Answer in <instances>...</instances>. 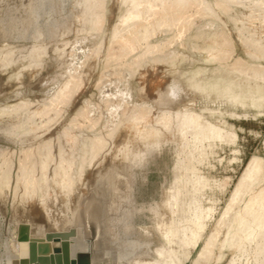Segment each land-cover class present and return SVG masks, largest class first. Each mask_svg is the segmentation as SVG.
Returning <instances> with one entry per match:
<instances>
[{"label":"bare ground","instance_id":"6f19581e","mask_svg":"<svg viewBox=\"0 0 264 264\" xmlns=\"http://www.w3.org/2000/svg\"><path fill=\"white\" fill-rule=\"evenodd\" d=\"M128 2L129 9L114 33L110 49V55L114 51L112 56L115 55L119 59L129 57V54L142 46H145L144 55L157 54L162 50L164 52L175 39L182 38L189 31L198 16H216V7L228 12L231 10V4H236L245 10V18L241 25L243 33L247 36L243 40V45L249 49L253 59H264V0H128ZM36 3H29L27 7L41 16L43 25L41 23L39 25L45 31L46 22L48 20L51 22L50 15L53 16L50 3L44 0L39 4V9L35 10ZM63 5L64 14H72L77 21L91 17L96 26H101L106 19L105 16L97 13V9L104 8L103 0H63ZM23 6L24 3L21 0H0V11L3 7L23 8ZM54 10H56L55 7ZM22 13L20 9L18 14ZM1 18L4 19L5 16ZM18 26L17 30H20L21 25ZM165 31L174 32V36L165 43L155 45L149 43L152 36ZM208 45L212 47L210 53L213 57H221L223 53L217 48V40H209ZM35 52L37 53V50ZM99 54L100 50H97L91 55L90 60L95 62ZM90 60L88 62H91ZM84 71L82 73H85ZM249 75L264 79V72L249 73ZM160 77L149 69L140 73V97L143 101L152 102L154 106H126L112 133L93 138L91 143L86 141L89 144L84 143L81 136L76 133L84 124L80 125L77 119H73L72 123L59 135L56 146L50 143L43 147L28 148L23 152L22 158L19 153L17 155V152L12 154V160L9 159L5 174L0 175L2 177L0 182L4 186L9 185L11 189L20 186L22 190L19 197L22 198L21 202L25 209L21 215L19 214L20 217L15 214L16 209L12 210L11 215L17 219L19 241H25L30 249V241L36 240L40 253H54L53 247L61 245V242L49 239L48 235H65L75 230L79 234L68 238L72 257L80 252H90L91 264H112L107 256L108 252L116 253L120 264H185L194 254L192 264H210L209 261L212 264L220 261L222 264H238L242 260L243 264H264V160L260 157L250 160L227 205L225 204L226 207L221 209L222 212L219 216L217 215L218 218L216 217L214 223L212 222L214 229L209 234L206 232L207 222L209 218H212L211 213L215 211V208L206 206L207 209L201 205L202 201L199 198L201 195H197L199 187L202 185L204 186L201 188L209 187V183L205 186L206 183L203 180L208 178L204 179V176L197 172V168H194L195 165H192V154L183 159L184 161H177L178 167L177 169L175 167L174 179L161 192V203H154L153 200V203L151 204V201L148 205L138 203L134 193L136 176L139 173L137 169L145 168L149 158L150 160L153 158L155 146L160 143L162 146V143L167 141L177 142L183 146L193 141L199 149L200 145L202 147V144L208 141L211 143V150L215 149V147L212 148L211 141L223 134L222 129L213 125V122V124L210 123L214 119L211 118L212 115L208 121L204 115H201L202 113L196 114V110L195 113L190 110L191 105L195 103H193L192 93L182 100L176 99L173 88L168 87ZM87 83L88 76L73 74L61 89L56 91L53 97L51 96V99L38 102L39 104L34 106L24 104L9 109H6L8 107L6 106L5 109L0 110V121L10 120V132L22 127L28 129L30 125L39 128L45 124L46 127L52 120L59 117V107L67 105L66 103L73 97H78L76 94L81 92ZM35 130L29 131L28 135L32 138L36 137L38 132L32 134ZM17 133H19L18 130ZM235 137L236 134L233 138ZM218 139L222 141L220 137ZM187 149L190 148L187 147ZM37 150H40L39 159L29 164V160L35 156ZM201 152L205 155V151ZM15 160H17L16 163ZM12 167L17 168V172L12 169L10 173ZM66 203L69 204L71 217H67V212L63 211L65 217L58 219L56 223L57 210L59 207H65ZM16 205H18L17 202ZM210 206H213L212 201ZM233 210L236 214L231 217L230 213ZM146 221L150 224L149 226ZM225 227L228 230L224 232ZM22 229L24 231L20 237ZM231 230L234 235L229 239L227 236L232 235ZM219 238L221 241H218ZM230 240H234L233 246L230 245ZM226 243L231 246V249L224 256L222 252L227 247ZM18 249L22 255L26 254V247L23 245L19 244ZM12 254L8 264L19 259L14 253Z\"/></svg>","mask_w":264,"mask_h":264},{"label":"rangeland","instance_id":"374dc122","mask_svg":"<svg viewBox=\"0 0 264 264\" xmlns=\"http://www.w3.org/2000/svg\"><path fill=\"white\" fill-rule=\"evenodd\" d=\"M21 1L24 3L23 8L3 7V10L0 11V29L3 28L0 30V41L2 42H0V110L5 109L6 106H8L6 109L24 104L34 106L42 101L51 99L73 74L88 76V83L83 88L84 90H80L82 93L76 94L78 97H73L70 100L71 103L68 101L67 105L64 104L59 107V117L52 120L46 127L44 126L45 124H42L39 128L30 125L28 129L22 127L10 132V120L0 121V175L3 176L5 174L6 166L12 160V154L17 152V155L19 153L22 158L23 152L28 148L43 147L50 143L56 146L59 135L72 123L73 119H77V123L80 125L84 124L76 133L81 136V140L84 143L89 144L93 141V138L110 134L116 129L126 106H154L152 102L143 101L140 97L141 84L139 75L142 71L149 69L154 74L161 76L160 79L168 87L173 88L176 99L182 100L192 93L193 103H195L191 105L190 110L194 113L196 110V114L202 113L201 115H204V118H207L208 121H210V116L212 115L211 118L214 119L210 123L213 122V125L223 130L221 131L223 134L219 136L220 139L223 138L221 139L222 141L218 139L219 137L214 138L215 141L210 140L213 144L212 148L215 147V149H211L212 151L210 150V142H204L202 147L200 145L198 148L203 153L205 151L204 156L196 148L193 141L183 146L177 142L171 143L169 141L163 142L162 146L161 143L155 146L153 158L151 160L149 158L145 168L137 169L139 173L136 176L134 193L140 204L146 203L148 205L152 200L154 203H161V192L174 179V170L178 167L176 165L177 161H184L192 154V165H195L194 168H197V172L204 176V179L208 178L203 180L206 183L205 186L209 183V187H203L204 189L201 188L204 185L199 187L200 190L197 195H201L199 197L200 201H202L201 205L205 208H207L206 206L215 208V211L211 213L212 218H209L207 222L206 232L209 234L214 229L212 224L218 218L217 215L219 216L222 212L221 209L226 207L229 197L232 196L239 182L238 180L243 176L242 174H244L250 160L254 157H260L264 160V79L249 75V73L262 74L264 72L262 69L264 68V59H253L248 51L249 49L243 45V40L247 36L243 33L241 25L245 18V10L236 4H231V10L228 12L216 7V16H198L195 19L197 22L195 21L189 31L182 38L180 37L181 39H175L166 47L164 52L162 50L157 52V54L144 55L145 46H142L137 51L129 54V57L122 60L115 55L112 56L114 51L110 55V49L114 33L129 9L128 0H103L104 8L97 9V13L106 17L101 26H96L91 17H87L83 21H77L72 14H64L63 0H47L50 3L53 15H50L51 22L50 20L46 22V30L49 32L42 30L43 19H41V16L27 7V4L37 2L35 10H38L39 4L44 0ZM54 7L56 10H54ZM20 9H22L23 13L19 15L18 11ZM16 14L17 16H15ZM3 15L5 16L4 19L1 18ZM54 15L57 16L54 17ZM18 25H21L20 30H17L19 28ZM15 26L16 29H14ZM204 29L205 31H203ZM4 30L6 31L4 32ZM47 32L49 35L46 34ZM10 33H13L12 37ZM24 35L27 36L24 37ZM173 36L174 32H160L152 36L149 43L152 45L165 43ZM240 36L242 37L240 38ZM209 40H217V48L226 55L222 54L221 57H213L210 53L212 47L208 45ZM69 44L71 45L69 46ZM34 50H37V53ZM97 50H100V54L93 62L90 58ZM88 59L91 62H88ZM81 70L86 71L82 73ZM218 109L220 110L218 111ZM34 129L36 130L32 134L38 132V135L32 138L28 135V132ZM17 130L19 133H17ZM227 134L231 135L225 137ZM233 134L234 136L236 134L237 139L236 137L233 138ZM111 139L113 140L114 136ZM189 144L192 148L191 146L189 147ZM187 147L190 149H187ZM181 151L184 152L182 153ZM34 157L29 160V164L39 159L40 150L35 152ZM12 169L13 167L10 173L13 170L17 172V168ZM218 182L219 184H217ZM16 187H18L17 184ZM19 188L11 189L9 185L4 186L0 182V262H3V264L9 263L12 253L21 259L27 257L29 252L27 243L18 239L19 228L17 219L11 217L12 210L16 209V212H14L19 216L25 209L21 202L22 198L19 197L22 192L20 186ZM211 201L213 206H210ZM16 202L18 205H16ZM15 205L17 206L16 208ZM59 208L56 214V223H58V219L65 217L63 216L65 214L63 211L67 212V217H71L68 203L65 204V207ZM233 212L231 211L230 213L231 217L236 214L235 210ZM146 223L148 222L146 221ZM226 228L224 232L228 230ZM231 232L232 235L227 236L229 239L234 235L232 230ZM220 239L218 241H221ZM234 240H230L231 246L234 245L232 243H236V239ZM230 241L226 242L230 243ZM18 243L26 247L25 255H22L19 251ZM227 243V247L224 245L226 249L224 248L225 250L222 252L224 256L231 249V246ZM57 247H60V245L53 247L54 253L58 251ZM8 248H11V251ZM107 256L111 259L112 264H120L116 253L108 252ZM193 256L185 264H192V260L195 258ZM79 259L82 263H88L90 257L82 255ZM220 262L217 264H222ZM209 263L212 264L210 261ZM240 263L243 264L244 261L242 260Z\"/></svg>","mask_w":264,"mask_h":264},{"label":"water","instance_id":"95a60500","mask_svg":"<svg viewBox=\"0 0 264 264\" xmlns=\"http://www.w3.org/2000/svg\"><path fill=\"white\" fill-rule=\"evenodd\" d=\"M23 229L20 232V237H22V232L24 231ZM77 234H79L78 231L71 230L65 235H48L49 239L52 238L56 241L61 242V245L60 247H57L58 251L55 254L53 252L48 254L40 253L38 249V241L32 240L30 241V249L27 257L15 259L12 261V264H91L92 254L90 252H80L74 257H72L71 247L68 238L76 236ZM82 255H88L90 257L88 263L80 262L79 258ZM0 264H3V262H0Z\"/></svg>","mask_w":264,"mask_h":264}]
</instances>
